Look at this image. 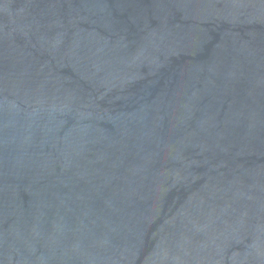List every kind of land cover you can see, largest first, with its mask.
<instances>
[{
    "label": "water",
    "instance_id": "1",
    "mask_svg": "<svg viewBox=\"0 0 264 264\" xmlns=\"http://www.w3.org/2000/svg\"><path fill=\"white\" fill-rule=\"evenodd\" d=\"M0 264H264V0H0Z\"/></svg>",
    "mask_w": 264,
    "mask_h": 264
}]
</instances>
